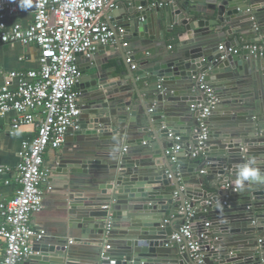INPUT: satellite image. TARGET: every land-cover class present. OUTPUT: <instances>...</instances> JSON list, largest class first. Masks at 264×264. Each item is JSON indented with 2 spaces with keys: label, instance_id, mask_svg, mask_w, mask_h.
Segmentation results:
<instances>
[{
  "label": "water",
  "instance_id": "95a60500",
  "mask_svg": "<svg viewBox=\"0 0 264 264\" xmlns=\"http://www.w3.org/2000/svg\"><path fill=\"white\" fill-rule=\"evenodd\" d=\"M123 1L108 15L112 25L123 27L126 34L148 41L153 39L150 37L153 28L162 25L169 29L176 24L184 30L178 34L180 40L193 44H196L194 38L205 35L206 28L212 26L221 30L226 26H243L242 21L247 18L254 20V14L260 9L254 7L252 0L250 3L246 0H178L176 4L168 2L163 10L151 9L150 0ZM179 15L185 17L180 18ZM184 34L189 38L187 41L183 39ZM247 55L245 50L222 59L217 52L189 61H183L188 57L166 60L147 70H127L124 75L131 74L127 80L135 83L136 94L117 81L108 82L105 69L96 59L94 61L93 56L90 69H95V72L86 75L87 80L81 79L77 88L81 90L80 101L83 103L78 132L95 145L76 148L60 163V167L65 168L64 173L72 175L73 182L91 184L88 188L99 191L100 199L105 203L103 206H108L102 207L104 215L101 217L88 219L89 211L77 217L74 227L82 229L81 237L88 239L90 235H96V238H103L110 218L113 223L110 234L120 240L116 245L122 250L117 253L118 258H125L132 264H197L189 252L182 255L177 247L165 246L170 236L186 221L187 202L191 201L190 207L197 206V212L208 207L215 212L214 227L221 229L223 234L238 236L243 233L241 240L251 243L258 232L262 239L261 243L248 250L229 253L218 250L215 254L220 258L218 264H264V138L250 141L246 139L250 133L231 135L212 129L204 153L208 172L221 178L217 177L215 184L225 186L231 183L235 187L237 170L245 163L260 176L258 180L243 183L238 191L232 190L230 206L223 211L218 209V205L225 190L211 194L203 188L204 176L195 172L196 168L200 172L204 167L200 161L192 165L186 152L181 151L177 155V164H173L166 155V150L174 144L170 134L184 137L193 128V123H184L182 118L198 115L189 114L187 109L193 104L188 96L193 94L196 86L198 88L195 78L198 74L208 72L211 81L223 80L212 83L220 97L213 113L224 107L229 110L251 107L248 99L242 100L245 86L239 79L250 63ZM193 65L196 69H192ZM137 78L147 81L144 90L139 87ZM182 84L185 86L178 87ZM143 91L152 92L146 96L148 101L142 97ZM121 92L126 95L117 99ZM132 103H135V109L130 111ZM113 127L116 130L110 131ZM110 132L117 136L119 143L127 138L126 142L130 144L133 139L129 138L139 133L141 139L123 148L122 155V151L116 155L113 153L116 158L110 159L106 157L110 147L107 134ZM137 145L141 148L134 149L133 146ZM134 156L138 158L132 159ZM99 178L102 181H98ZM171 184L175 190L167 189ZM171 205L175 207L170 211L181 215L169 220L167 211ZM37 245L34 251L41 253L38 264H76L67 239H59L55 245L42 242Z\"/></svg>",
  "mask_w": 264,
  "mask_h": 264
},
{
  "label": "built area",
  "instance_id": "2783aa9c",
  "mask_svg": "<svg viewBox=\"0 0 264 264\" xmlns=\"http://www.w3.org/2000/svg\"><path fill=\"white\" fill-rule=\"evenodd\" d=\"M119 1L30 0L31 7L21 10L20 0H0V39L4 43L36 45L40 49L37 68L6 72L7 81L0 87V121L5 122L0 129L12 136H18L25 127L36 129L34 136L24 137L21 141L20 161L16 167L20 190L11 199L0 202V264H22L34 255L35 245L47 235L45 229L36 228L31 221L33 215L43 211L45 194L53 189L51 186L47 191L43 189L49 172L45 166V154L49 148L62 147L69 133L80 129L82 93L77 89V83L82 70L79 58L92 59L101 47L116 43L118 30L111 24L108 13L118 8ZM163 5L160 0L152 3V6ZM21 12L31 14L32 21L27 25L11 23V17ZM123 46L127 48L129 43L124 42ZM243 50L250 56L264 57V42H247L242 47L225 43L218 46L222 59ZM132 55L129 50L126 60L136 70ZM195 78L205 98L190 107L193 113H198L194 143L185 145L181 135L171 133L174 144L166 150V155L173 164H177V155L181 151L193 159L205 155L212 131L210 118L220 102L206 72ZM10 171L9 167H1L0 175ZM200 173H205V169ZM5 183L10 184L11 180L5 179ZM223 190L225 194L218 205L221 211L230 206L231 191H238V187L227 183ZM194 210L195 207L191 208L188 203L186 221L170 236L165 246L177 247L182 255L189 252L197 264H208L206 251L217 250L210 241L212 223L203 220L202 224L195 226L197 211ZM112 227L109 218L105 226L107 237L111 235ZM111 249L112 244L105 240L99 264H126L125 258L111 255Z\"/></svg>",
  "mask_w": 264,
  "mask_h": 264
},
{
  "label": "crops",
  "instance_id": "0c3cea01",
  "mask_svg": "<svg viewBox=\"0 0 264 264\" xmlns=\"http://www.w3.org/2000/svg\"><path fill=\"white\" fill-rule=\"evenodd\" d=\"M156 1L158 0H150L151 9L159 8L163 10L168 2L176 4L178 0H160L164 2L163 6H152V3ZM249 1L250 0H246V2L250 3ZM123 2V0L119 1L120 4ZM251 3H255V8H260L258 9L259 11L254 14V20L247 18L242 21L245 26H226L221 30H217L212 26L210 28L208 27L206 28V31H204L205 35L194 38V41L196 40V44L189 42L185 43L184 41L182 42L178 34L184 30H182L181 26L176 24H173L169 29L162 25L157 27V29L153 28L150 32V37L153 39H148V41L141 39L140 37H134L131 33L126 34V30H124L123 27L115 26L118 30L116 43L107 45L108 47H101V50L94 55V61L96 59L98 63L102 64V67L105 69L104 72H106L108 76V82L117 81L118 84L120 83L125 87L128 86L131 88V92L136 94L137 91L134 87L135 83L132 82L131 79L127 80L131 74H127L126 76L124 75L127 70H133L131 64H129L126 60L129 50L132 51V56L137 64L136 70H147L158 63L165 62L166 60H178L180 57L181 59L188 57V59L183 61H189L195 57H199V59H201L205 54H215L218 52V46L222 43L233 45L235 47H242L247 42H264V0H259V2L258 0H252ZM174 7L177 8L176 6ZM199 16L201 17V15ZM179 17L181 18L185 16L179 15ZM208 18L212 19L211 17ZM31 21L32 15L26 12H21L20 14L11 17V23L20 22L27 25ZM184 36L185 37L183 39L187 41L189 39L187 34H184ZM238 41L240 42V46L238 45ZM124 42H128L129 47H124ZM193 46L196 47L192 50L191 48ZM39 53L40 49L36 45L25 46L20 42L4 43L0 39V71H3V73L0 74V87L7 81L5 76L6 72L37 68L39 65ZM247 60L250 63L245 66L244 71L242 72L243 76L239 79L245 86V91H243V94L241 95L243 98L242 100L248 99L251 107L249 109L239 107L238 109L235 108L233 110H229L224 107L221 110H217L210 118V125L211 130L214 128L223 133H231V135L232 133H240L242 135L250 133L246 137L247 140L251 141L259 139L260 141L264 138V57H253L248 54ZM79 63L80 68L84 73H82L80 80L84 78L86 79V75H90L95 72V69H90L93 63L92 59H87L81 56L79 58ZM192 69H196V66L193 65ZM207 78L211 85L212 83H220L223 81L221 79L211 81L208 72ZM137 79L139 87L141 90H144L148 84L147 81L144 79ZM184 86L185 85L182 84L178 87ZM77 89L81 91L80 88ZM151 93V91L146 93L143 91L142 97L148 101L146 96ZM117 95V99H123L126 93L121 92ZM188 97L191 98L192 103L203 101L205 98L204 93L199 89V87L197 88V86L194 89L193 94ZM80 104L82 107L83 103L81 101ZM188 108L190 112L189 114H192L193 112L191 111V108L187 106V109ZM134 109L135 103H132L130 111H133ZM182 121L187 124H194L193 128L188 130L186 136L183 137L185 145L193 144L194 133L197 127V116L194 115L185 119L182 118ZM0 123V126L5 125L4 121H0ZM79 130L80 129L72 130L67 137L66 143L62 147L57 149L49 148L47 150V153L45 154V166L49 172L43 184V189L47 191L49 186L53 187V189L45 194L43 211L39 214L33 215L31 221L36 228L46 230L47 235L42 241L43 244L46 243L48 245H55L58 243L59 239H67L69 249H71V252L75 256L76 264H99L105 240L110 241L112 244L111 255L114 257H120L117 256V253H120L122 250L116 248L117 243L120 241L117 240V236L110 235L107 237L106 234H104L103 238L101 236L96 238V235H90L88 239H85L81 237L82 229L74 227L76 226L74 225V221L86 211H89L88 219L90 217L96 218L103 216L104 212H101V210L104 208L103 205L105 204L102 202V199H100L102 196L99 191L90 190L88 188L91 184L88 182H73L71 179L72 175L70 173H64L65 168L60 167L61 161L68 158V155L76 148L92 147L95 145L94 143L86 141L85 136L79 135ZM114 130H116L115 127L110 129V131ZM252 133L255 134L252 135ZM35 134L36 129L32 127L23 128L22 132H20L18 136H12L6 130L0 129V168L9 167L11 169L10 173L0 175V202L11 199L20 190V184L16 182V167L20 161L21 141L22 138L32 137ZM107 135L110 137L107 144L108 146L110 145V147L108 151H106L108 154H106V157L110 159L116 158V156H112L113 153L116 155L122 151V155L123 148L126 146L130 147V145H133L141 139V134H136L134 137L129 138L133 140H130V144H127V138L123 143H119L117 136L114 137L111 132ZM114 144H117V146ZM133 147L134 149L141 148L138 145ZM253 149L259 150L260 147H253ZM135 158H138V156L132 157V159ZM187 159L192 162V165H194L196 161H200V164L204 166L203 169H205V173L203 174L199 172L198 168L195 169L197 174L204 176V189L211 194H216L218 191L223 189V186L220 184H215V179L218 177V179L221 180V178L217 176V174L208 172L205 155L200 156L198 159H193L187 156ZM5 179H10L11 183L6 184ZM101 179L102 178H99L98 181H102ZM235 187L239 188L241 185H238L236 182ZM167 189L175 190V186L171 184L167 187ZM94 194L97 195L94 196ZM237 196L239 197L240 195ZM189 202L191 201H188L187 203ZM175 204L176 202H174V205ZM174 205H171L170 209L167 211L169 214V220L173 218L176 219L181 215L173 214L172 211H170L173 207H175ZM196 209L197 206H195V210ZM214 214L215 212L211 208H208L207 210L201 208L200 212H195V226L202 224L203 220H208L212 223V227L210 229L212 233L210 235V241L214 243L217 250L210 251L208 249L206 251V260L208 264L219 263L220 258L216 257L215 254L220 249H222L224 253H229L230 251L248 250L254 245L259 244L260 236L258 232L254 236L252 240L253 242L251 243L243 242L241 240L243 233L238 234V236L223 234L221 229L214 227ZM80 220L84 219L80 218ZM87 223L93 222L88 221ZM35 247H38V245H35ZM34 255L33 257L26 259L22 264H38V257L41 256V253L39 254L38 251H35Z\"/></svg>",
  "mask_w": 264,
  "mask_h": 264
},
{
  "label": "clouds",
  "instance_id": "9594fccd",
  "mask_svg": "<svg viewBox=\"0 0 264 264\" xmlns=\"http://www.w3.org/2000/svg\"><path fill=\"white\" fill-rule=\"evenodd\" d=\"M21 10H27L31 7L30 0H20ZM260 178L258 172L251 169L248 163L240 166L237 170V184L243 185L244 182H252Z\"/></svg>",
  "mask_w": 264,
  "mask_h": 264
}]
</instances>
